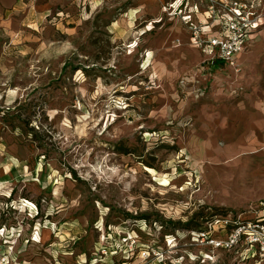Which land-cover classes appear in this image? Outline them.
Here are the masks:
<instances>
[{
  "label": "rangeland",
  "instance_id": "374dc122",
  "mask_svg": "<svg viewBox=\"0 0 264 264\" xmlns=\"http://www.w3.org/2000/svg\"><path fill=\"white\" fill-rule=\"evenodd\" d=\"M24 4L0 0V226L20 225L1 250L37 233L56 264H264V142L209 78L181 91L198 61L165 6Z\"/></svg>",
  "mask_w": 264,
  "mask_h": 264
},
{
  "label": "crops",
  "instance_id": "0c3cea01",
  "mask_svg": "<svg viewBox=\"0 0 264 264\" xmlns=\"http://www.w3.org/2000/svg\"><path fill=\"white\" fill-rule=\"evenodd\" d=\"M3 4L7 7H12L16 3L17 8H22L24 0H2ZM140 1V0H139ZM157 5L162 9V6H168L174 4V8L180 10V15L176 17H171L170 20L173 22V28H178L180 33L171 41L173 43L175 40L179 39L182 43L180 48L189 50L198 61L193 67V69L188 72H184L179 76L180 82L186 81L187 83L192 77V73L196 71L198 76V84L202 85L203 81L201 78H209L210 80V89H214L212 95L217 96L224 94L227 98L232 101H237L240 104V108L245 113L244 125L250 130V134H253V138L248 140L264 142V7L259 9V12L263 15L260 19L259 24L254 28L251 34V40L248 43L247 47L239 53L237 61L240 65L241 71L236 77L233 71L223 62L216 60L213 64L202 65V61L206 58L201 50L195 45L194 40L191 36L190 31L186 24L182 21L180 16L185 14H190L192 21L195 24L204 25V35L207 37H220L221 29L217 24L211 25L208 21L205 14V4L202 0H154ZM264 3V0H263ZM196 7L198 10H196ZM141 12L140 9L135 8L131 9L129 13H126L127 16L137 15ZM162 12L164 10L162 9ZM150 26V25H148ZM136 44L132 45V48H135ZM152 51L146 50L145 57L150 55ZM150 58V57H149ZM205 79V80H206ZM193 80V79H192ZM182 85V84H181ZM181 86L180 89L182 92L185 90V86ZM209 89V90H210ZM218 90V92H217ZM186 91V90H185ZM201 91V89H200ZM202 92V91H201ZM246 123V124H245ZM264 149V145L262 146ZM56 194V193H55ZM5 225H1L0 228H3ZM20 225L15 224L12 226H5L6 231L8 228L12 229L11 234L19 232ZM73 226L76 227L75 224ZM81 228L84 227V224L80 223ZM18 229V230H16ZM77 230V227H76ZM78 232V231H77ZM45 236L42 239V242H46L47 239ZM15 242H19V246H14V252L16 254L24 253L23 249L25 244L22 243L21 239H18L17 235L10 236V239ZM2 241V239H0ZM12 241V242H13ZM57 243V242H56ZM54 243L53 245H43L36 242H31L26 249V254H21L19 259L14 261L11 264H56L55 250L56 245L60 243ZM13 244V243H11ZM14 245H17L16 243ZM24 246V247H20ZM6 249L7 246H2ZM20 247V248H19ZM31 248H34L31 251ZM14 253V254H15ZM8 254L7 250H0V256ZM15 254V255H16ZM23 255V256H22ZM67 254L61 252L60 259L70 261L71 259L67 257ZM58 264H70L69 262H60Z\"/></svg>",
  "mask_w": 264,
  "mask_h": 264
},
{
  "label": "built area",
  "instance_id": "2783aa9c",
  "mask_svg": "<svg viewBox=\"0 0 264 264\" xmlns=\"http://www.w3.org/2000/svg\"><path fill=\"white\" fill-rule=\"evenodd\" d=\"M202 2L205 4V14L208 21L211 25L217 24L220 27V37L205 36L204 25L195 24L190 14L182 15L180 18L188 27L195 45L206 57L202 61V65L213 64L214 61L219 60L225 63L237 77L241 68L236 56L247 47L254 28L259 24L263 16L259 12V9L264 7L263 0H202ZM173 6L174 4L165 6L163 10L168 12L170 17L179 16L180 10L175 9ZM196 10H198L197 7ZM172 46L180 48L182 43L177 39L172 43ZM185 83L187 82H181L183 85ZM29 205L35 207L33 203H29ZM36 215H38L37 210L34 212V216ZM1 232H4L3 229H0V236H2ZM241 233L242 231L237 233L236 239L241 237ZM36 235L38 234L32 235L31 240L33 242L37 241ZM230 242L231 240L219 243L214 241L212 244L218 248H225ZM4 245H9L7 247L8 254L0 256V264H11L13 259H10V254L14 252V245L9 244L6 240ZM138 253L143 264L163 263L162 255L151 249L143 248Z\"/></svg>",
  "mask_w": 264,
  "mask_h": 264
},
{
  "label": "bare ground",
  "instance_id": "6f19581e",
  "mask_svg": "<svg viewBox=\"0 0 264 264\" xmlns=\"http://www.w3.org/2000/svg\"><path fill=\"white\" fill-rule=\"evenodd\" d=\"M146 170L149 172V173H151V174H154L155 173V170L154 169H151V168H148V167H146ZM166 180H164V183L166 184ZM164 184V185H165ZM159 185H161V184H159ZM168 185V184H167Z\"/></svg>",
  "mask_w": 264,
  "mask_h": 264
}]
</instances>
